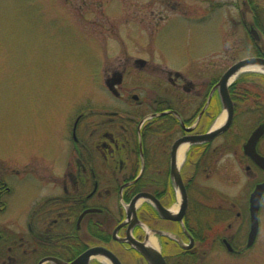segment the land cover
Masks as SVG:
<instances>
[{
	"label": "flooded vegetation",
	"instance_id": "1",
	"mask_svg": "<svg viewBox=\"0 0 264 264\" xmlns=\"http://www.w3.org/2000/svg\"><path fill=\"white\" fill-rule=\"evenodd\" d=\"M114 1L94 6L106 12ZM120 4L129 23L114 36L128 40L105 50L99 82L106 95L55 114L51 132L50 120H42L47 129L41 142H12L0 158V264H55L49 258L71 263L94 247L122 264H149L130 235L159 250L167 264H203L221 249L243 257L257 244L264 193L259 233L248 248L250 197L264 183V169L248 141L261 128L255 150L264 157V79L232 82L231 124L204 141L200 137L227 118L217 88L223 73L189 76L221 68L223 56L230 60L225 71L239 60L264 58V0ZM217 19L222 47L202 53L194 38ZM239 32L245 53H223ZM165 35L183 37L182 45L167 51ZM172 59H179L176 65ZM174 162L187 195L183 211ZM89 264L110 263L94 256Z\"/></svg>",
	"mask_w": 264,
	"mask_h": 264
},
{
	"label": "rangeland",
	"instance_id": "2",
	"mask_svg": "<svg viewBox=\"0 0 264 264\" xmlns=\"http://www.w3.org/2000/svg\"><path fill=\"white\" fill-rule=\"evenodd\" d=\"M94 1L102 4L108 0H0V158L7 155L12 142H41L47 129L42 120H50L51 132L55 114L66 115L106 95L100 84L105 50H116L121 39L128 40L127 36L119 39L124 34L114 36V32L127 30L125 24L129 23L120 3L129 7L136 0H115L107 13L104 7L94 6ZM217 22L199 28L200 37L194 38L202 53L222 47ZM130 29L129 35L137 36L133 22ZM182 38L165 35L161 40L171 51L173 45H182ZM230 40V48L225 47L223 53L235 48L239 53V47L245 45L244 33L239 32L237 44L235 37ZM226 59L223 56L219 69L190 72L193 76L189 77H218L229 65ZM177 60L170 61L176 65ZM248 73L252 72H243L238 78ZM221 201L228 205L229 200ZM262 211L261 235L245 256L233 257L221 249L203 264H264V205Z\"/></svg>",
	"mask_w": 264,
	"mask_h": 264
},
{
	"label": "water",
	"instance_id": "3",
	"mask_svg": "<svg viewBox=\"0 0 264 264\" xmlns=\"http://www.w3.org/2000/svg\"><path fill=\"white\" fill-rule=\"evenodd\" d=\"M246 71H259L264 73V58L263 57H248L242 60H239L235 62L233 65H231L220 77L219 83L217 85V88H219L220 95L222 98L224 109L226 110V120L221 126L215 127L210 132L206 133L205 135L200 137V140H210L216 135L222 133L225 131L229 125L231 124L232 118H233V107L231 103V99L229 97V91L228 88L232 84V82L243 72ZM263 130L260 128L256 130L252 136L250 137L248 141V147L253 149L252 151H249L253 159L256 161V163L264 169V157L260 156L256 153L255 150V144L257 143L259 137L262 135ZM183 141L180 140L179 143ZM178 146H174V150ZM173 171L175 173V179L178 186L181 187V210L183 211L187 207V195L182 187V182L180 177H178L177 173V166L174 162L173 165ZM264 193V183L258 184L251 194L250 197V212H251V229L249 233V239L247 247L250 248L255 243L257 235L259 233L260 229V222H259V211L261 207V199L262 195ZM167 212V211H166ZM167 216L170 213H167ZM131 244L140 250V252L145 256L149 264H167L159 250L153 248V246H148L146 244L137 242L133 237L129 238ZM94 256H101L104 257L106 260L109 261L110 264H122L121 261L109 250L104 249L102 247H94L80 255L76 260H74L71 263H67L58 259L49 258V260H52L55 264H89V261L91 257Z\"/></svg>",
	"mask_w": 264,
	"mask_h": 264
},
{
	"label": "trees",
	"instance_id": "4",
	"mask_svg": "<svg viewBox=\"0 0 264 264\" xmlns=\"http://www.w3.org/2000/svg\"><path fill=\"white\" fill-rule=\"evenodd\" d=\"M240 78H261L264 79V74L263 73H258V72H252V73H248L246 75H243Z\"/></svg>",
	"mask_w": 264,
	"mask_h": 264
},
{
	"label": "bare ground",
	"instance_id": "5",
	"mask_svg": "<svg viewBox=\"0 0 264 264\" xmlns=\"http://www.w3.org/2000/svg\"><path fill=\"white\" fill-rule=\"evenodd\" d=\"M224 117H225V114L222 116L221 120H223ZM221 120H220V121H221ZM184 149H185V147H183V148L180 150V158H182V153H183ZM150 241H151L152 243L155 244V240H154L153 238H152Z\"/></svg>",
	"mask_w": 264,
	"mask_h": 264
}]
</instances>
